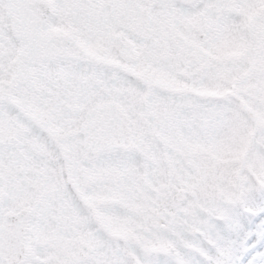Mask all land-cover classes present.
<instances>
[{"label": "snow or ice", "instance_id": "1", "mask_svg": "<svg viewBox=\"0 0 264 264\" xmlns=\"http://www.w3.org/2000/svg\"><path fill=\"white\" fill-rule=\"evenodd\" d=\"M0 264H264V0H0Z\"/></svg>", "mask_w": 264, "mask_h": 264}]
</instances>
